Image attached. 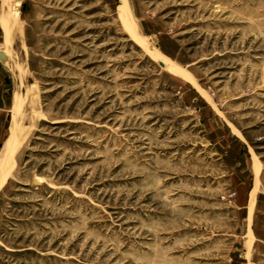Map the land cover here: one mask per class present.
<instances>
[{
	"label": "rangeland",
	"instance_id": "374dc122",
	"mask_svg": "<svg viewBox=\"0 0 264 264\" xmlns=\"http://www.w3.org/2000/svg\"><path fill=\"white\" fill-rule=\"evenodd\" d=\"M1 158L0 264H264V0H0Z\"/></svg>",
	"mask_w": 264,
	"mask_h": 264
},
{
	"label": "bare ground",
	"instance_id": "6f19581e",
	"mask_svg": "<svg viewBox=\"0 0 264 264\" xmlns=\"http://www.w3.org/2000/svg\"><path fill=\"white\" fill-rule=\"evenodd\" d=\"M122 10H123V7H122ZM12 143H13V139L9 142V144L6 146V152L5 153H7V154H9V152H10V150H11V147H12ZM3 161V159L1 158V160H0V162H2ZM3 164V163H2ZM1 166V165H0ZM7 172V171H6ZM9 174H11V173H9ZM2 175V174H1ZM0 175V176H1ZM4 175V174H3ZM3 175L1 176V177H3ZM5 176V175H4ZM9 176V175H8ZM0 177V178H1ZM1 180V179H0ZM3 180V179H2ZM1 180V182H3ZM5 182V181H4ZM2 184H4V183H2ZM0 187H1V184H0Z\"/></svg>",
	"mask_w": 264,
	"mask_h": 264
}]
</instances>
